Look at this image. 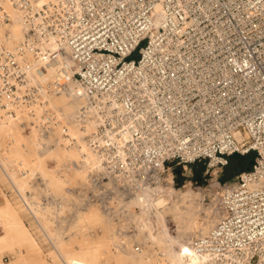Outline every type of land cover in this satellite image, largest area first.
<instances>
[{
  "label": "built area",
  "instance_id": "built-area-1",
  "mask_svg": "<svg viewBox=\"0 0 264 264\" xmlns=\"http://www.w3.org/2000/svg\"><path fill=\"white\" fill-rule=\"evenodd\" d=\"M10 8L25 27L16 47ZM72 81L85 97L77 114L95 115L84 139L101 163L88 201L121 212L118 200L169 182V162L218 169L254 153L191 244L200 264H264V0H0V108H22L40 139L57 126L74 143L43 95Z\"/></svg>",
  "mask_w": 264,
  "mask_h": 264
},
{
  "label": "rangeland",
  "instance_id": "rangeland-1",
  "mask_svg": "<svg viewBox=\"0 0 264 264\" xmlns=\"http://www.w3.org/2000/svg\"><path fill=\"white\" fill-rule=\"evenodd\" d=\"M137 57L138 55L134 53L129 59H137ZM49 105L53 108L56 106L54 102H50ZM0 109L2 110H0V120L10 118V123L5 128H0V159L2 157L5 159L11 157L13 147L15 150L12 152L23 153L22 158L25 163L21 172L29 173L27 188L29 191H33V198L39 199L43 205L47 206L46 212H48V217L51 218L50 228L54 233V237L56 238L60 234L64 236L61 253L75 252L81 248L90 247L93 250L92 259L95 264H157V262L161 261V252L165 244L160 236L164 223L156 209L147 206L148 198L144 190H141L138 196L134 197L132 195L133 197L131 196L130 199L124 202L118 200L120 207L117 208L122 207L121 212L126 213V215L124 213L119 216L120 211L118 209L114 210V214H112L113 212L106 211L99 204L87 200L85 191L87 176L86 179H82L71 173L69 182L66 185L68 189L65 186L68 195H62L59 191H46L40 184L30 185L40 181L38 176L42 167L44 169L57 167L50 152L56 147V142L62 141L60 137L58 138L59 129L57 126L53 127L46 146L40 147L42 138L40 139L38 133L29 126L21 124L22 121L27 119L24 117V110L19 116H15L14 113L7 114L5 110ZM5 148L8 152L10 150V152L8 153ZM36 148L46 154L40 164H35L33 160V150ZM252 154H246L248 157L243 161L241 159L245 155L233 154L228 157L227 164L218 169H207L206 164L203 162L190 163L186 167L182 164L169 162L167 167H165L164 177L167 179L171 178L170 188L164 193L159 190L151 191L145 189V191L149 190L152 196L162 198L160 203L167 197L171 201L178 200L180 192L183 193L191 189L194 192H200L202 197L200 200H196L200 205L197 211L198 220L203 222L206 219L207 210L216 211L219 219L220 213L214 205L215 197L227 185L234 183L241 171L251 166ZM15 163L12 165L13 167H15ZM63 163L69 165L71 161L69 158H65ZM6 177L9 180V177ZM6 177L0 169V197L2 195V200H8L15 208L17 218L21 219L37 243L35 248H25L23 245L18 246L21 256L13 264H60L59 257L61 255L55 249L56 241L54 242L53 238L51 239L45 234L40 223H38V219L22 204L21 197L13 188L10 180L7 181ZM163 183L167 185L165 181ZM12 188L17 194L11 191ZM7 190H9L8 193H6ZM111 203L115 206V202ZM158 207L160 208L161 206L159 205ZM93 209L98 211L99 217L89 212V210ZM78 214L85 219V223L80 226H74ZM165 222L169 232L172 235H177V221L175 218L171 214H166ZM172 242L174 243L171 245L172 248L178 251L180 246L178 241ZM4 254L6 255L3 260L5 262L10 261V255H7L6 251H4Z\"/></svg>",
  "mask_w": 264,
  "mask_h": 264
},
{
  "label": "bare ground",
  "instance_id": "bare-ground-1",
  "mask_svg": "<svg viewBox=\"0 0 264 264\" xmlns=\"http://www.w3.org/2000/svg\"><path fill=\"white\" fill-rule=\"evenodd\" d=\"M10 10L12 21L7 25V31L10 36V46L16 47V45L23 38L25 27L23 25L20 14L15 12L11 8ZM47 45L51 49L57 48L56 43L53 41H50ZM53 71V68L48 69V72L43 75H39L37 80L42 83L47 82ZM81 92L82 91L80 85L72 81L69 83V89L67 91H61L58 95L52 93L43 94L46 98V101H49V103L54 102V104H56L54 108L58 111L59 115L63 117L69 135L76 138V140L74 141V143H68L67 140L56 142L55 145H57L53 148V152H50V155L55 161L57 167L54 169H44L42 167L39 171L40 174L38 176L40 181L37 183L34 182L30 185L40 184L46 191H59L62 195H68V191L66 192V185L69 182V175L71 173L82 179H86L87 173H89V171L98 170L100 168V157L90 148L88 142L84 139L86 131H89L91 129L93 123L92 117H95V115H91L88 113H86V115L77 114L80 106L85 103V97L81 95ZM22 110V108L15 110L14 115L19 116ZM79 116H83V119L87 120L85 128H81L79 126ZM9 123V117L0 120V128H5ZM47 139L45 140L42 138L40 147L46 146ZM12 149V151L15 150L14 147ZM35 150H33L35 152V154L33 152L34 163L40 164L46 154L39 148L36 151ZM6 151L8 152L7 149ZM12 151L11 153L14 154H12L13 156L11 155V157L7 159L2 157L0 161L6 168L7 176L9 177L13 188L21 197L20 199L22 201V204L34 215V217H36V219H38V223H40V226L43 228L45 234L51 239L53 238L54 242L56 241L55 249H57V252L59 251L61 255L59 257L60 264H95L92 259L93 250L90 247L81 248L78 251L76 250L75 252H60L62 249L61 246L62 242L64 241V236L60 234L58 235V237H54V233L50 228L51 218L48 217V212H46L47 206L43 205L39 199L33 198V191L31 192L27 188L29 173L25 174L24 172H21L23 164L25 163L22 158L23 153L21 154L17 151L16 153H14ZM65 158L70 159L71 163L69 165L63 163ZM14 162H16L15 167L12 166L14 165ZM10 163L12 164L10 165ZM34 173L31 174L35 175ZM168 181L169 182H166L167 185L164 183H160L154 187L146 189H149L151 191L159 190L163 191L164 193L171 186V178H168ZM142 190H144V192L146 193V197L148 198L147 206L156 209L157 213H159V216L162 219V222L164 223L162 234L160 237L165 244V247L161 252V261L159 263L157 262V264H200L201 259L195 253V250L193 249L191 243L193 241V238L197 236H205L211 231L216 221L218 220L217 212L213 210H207L206 219L203 222H200L197 218L198 206L200 205L196 202V200H200L202 195L200 192H194L192 189L183 193L180 192V196L176 201L168 200L167 197L164 198L162 203H160L162 198L152 196L149 190ZM140 192L141 190L135 192V194L132 195L134 197L138 196ZM3 201L4 203L0 202V264H13L21 256V253L18 250V246L23 245L25 248H35L37 246V243L31 232L22 223L21 219L17 218L15 214V208L8 202V200ZM157 205H160L161 207L159 208ZM89 212L96 215V217H99V213L97 210L93 209L89 210ZM166 214H171L177 221V235H172L169 232L168 226L165 222ZM84 221L85 219H83L81 215L78 214L74 226H80L82 225V223H85ZM175 240L176 242L178 241L180 245L178 251H175L176 249L174 250L171 246L173 243L172 241ZM3 249H6V252L10 255V261L8 262H5L3 260Z\"/></svg>",
  "mask_w": 264,
  "mask_h": 264
},
{
  "label": "trees",
  "instance_id": "trees-1",
  "mask_svg": "<svg viewBox=\"0 0 264 264\" xmlns=\"http://www.w3.org/2000/svg\"><path fill=\"white\" fill-rule=\"evenodd\" d=\"M250 155L252 154V153H249ZM253 155V157H254V154H252ZM248 157V155H245V157H242V159H241V161H243L245 158H247ZM252 157V158H253Z\"/></svg>",
  "mask_w": 264,
  "mask_h": 264
},
{
  "label": "crops",
  "instance_id": "crops-1",
  "mask_svg": "<svg viewBox=\"0 0 264 264\" xmlns=\"http://www.w3.org/2000/svg\"><path fill=\"white\" fill-rule=\"evenodd\" d=\"M3 200L1 199V197H0V202H2ZM0 229H1V227H0ZM24 249V248H23ZM4 251H6V249H3V252ZM6 254H4V256H5ZM7 255H9L8 253H7Z\"/></svg>",
  "mask_w": 264,
  "mask_h": 264
}]
</instances>
